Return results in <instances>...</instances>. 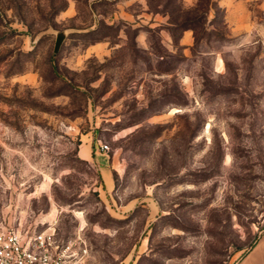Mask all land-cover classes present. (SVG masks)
Here are the masks:
<instances>
[{
	"label": "rangeland",
	"instance_id": "374dc122",
	"mask_svg": "<svg viewBox=\"0 0 264 264\" xmlns=\"http://www.w3.org/2000/svg\"><path fill=\"white\" fill-rule=\"evenodd\" d=\"M42 223L87 264L259 241L264 0H0V229Z\"/></svg>",
	"mask_w": 264,
	"mask_h": 264
},
{
	"label": "built area",
	"instance_id": "2783aa9c",
	"mask_svg": "<svg viewBox=\"0 0 264 264\" xmlns=\"http://www.w3.org/2000/svg\"><path fill=\"white\" fill-rule=\"evenodd\" d=\"M99 146L106 149L108 143ZM42 225L0 229V264H87L91 247L83 232L63 238L54 224Z\"/></svg>",
	"mask_w": 264,
	"mask_h": 264
},
{
	"label": "crops",
	"instance_id": "0c3cea01",
	"mask_svg": "<svg viewBox=\"0 0 264 264\" xmlns=\"http://www.w3.org/2000/svg\"><path fill=\"white\" fill-rule=\"evenodd\" d=\"M128 3V2H126ZM71 8L69 7L67 11L68 14H71ZM132 15L129 11H127V8H120L115 13L116 17H128ZM84 151L86 153V156L92 155L93 152L97 153L98 149L93 147V145L89 146L86 145L84 148ZM234 264H264V235L259 239V241L244 255H242Z\"/></svg>",
	"mask_w": 264,
	"mask_h": 264
},
{
	"label": "trees",
	"instance_id": "16d2710c",
	"mask_svg": "<svg viewBox=\"0 0 264 264\" xmlns=\"http://www.w3.org/2000/svg\"><path fill=\"white\" fill-rule=\"evenodd\" d=\"M187 23H188V22H187V20H186V19H185V20H183V22H182V24H181V25H182V27H186Z\"/></svg>",
	"mask_w": 264,
	"mask_h": 264
}]
</instances>
